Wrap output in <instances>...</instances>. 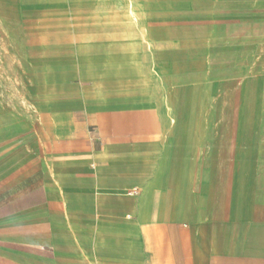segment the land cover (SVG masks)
I'll return each instance as SVG.
<instances>
[{"label":"crops","instance_id":"1","mask_svg":"<svg viewBox=\"0 0 264 264\" xmlns=\"http://www.w3.org/2000/svg\"><path fill=\"white\" fill-rule=\"evenodd\" d=\"M146 1L1 90L0 264H264V0Z\"/></svg>","mask_w":264,"mask_h":264},{"label":"rangeland","instance_id":"2","mask_svg":"<svg viewBox=\"0 0 264 264\" xmlns=\"http://www.w3.org/2000/svg\"><path fill=\"white\" fill-rule=\"evenodd\" d=\"M146 2V0H0V92L2 89L9 91L16 87L20 73H28L40 67L44 71L53 65L55 60L52 58L53 49L68 42L80 46L85 32L74 31L69 29L71 26H65L66 20L68 23L80 25L81 20L85 19L83 15L85 12L80 11L85 8L145 7ZM62 9L79 12L55 14V11ZM24 20L25 30L20 26ZM55 20L59 22H53ZM30 25L32 27L37 25L36 30L30 29ZM3 93H6L5 97L8 98V92Z\"/></svg>","mask_w":264,"mask_h":264}]
</instances>
